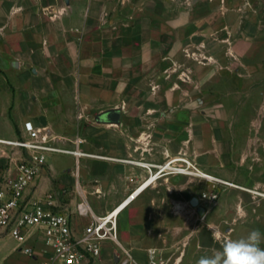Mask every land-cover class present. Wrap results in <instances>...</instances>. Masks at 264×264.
<instances>
[{
	"label": "rangeland",
	"instance_id": "rangeland-1",
	"mask_svg": "<svg viewBox=\"0 0 264 264\" xmlns=\"http://www.w3.org/2000/svg\"><path fill=\"white\" fill-rule=\"evenodd\" d=\"M95 11L101 20L91 18L97 29L85 45L54 48L34 62H0L6 116L13 120L20 107L50 128L57 147L81 144L84 153L112 158L51 156L44 177L57 181L54 164L67 180L47 192L70 210L84 197L102 215L152 174L124 161L179 159L235 186L156 174L121 215L120 244L107 242L94 264H151L152 250L157 264H197L225 241L262 229L254 210L264 196L248 189L264 194V0H100ZM116 110L119 122L109 117ZM0 145L8 169L24 150ZM211 192L219 194L214 204L203 199Z\"/></svg>",
	"mask_w": 264,
	"mask_h": 264
},
{
	"label": "built area",
	"instance_id": "built-area-1",
	"mask_svg": "<svg viewBox=\"0 0 264 264\" xmlns=\"http://www.w3.org/2000/svg\"><path fill=\"white\" fill-rule=\"evenodd\" d=\"M25 129L27 137L0 139L1 144L24 150L0 179V230L16 239L24 254L43 258V264H94L101 259L107 242L120 244L119 220L122 211L117 208L106 214H97L84 197L77 208L70 210L56 193L49 191L42 194L37 190V181L49 166L52 155L65 153L78 159L94 155L80 149L71 151L57 147L56 138L48 128H37L28 122ZM79 152L82 153L79 155ZM153 166L158 176L165 173L189 175L234 186L209 174H201L195 165L185 159ZM203 199L214 204L219 194L205 193ZM77 219L88 220L80 231L76 229ZM33 238L44 248L30 246L28 243ZM150 260L151 264H157L156 251H150Z\"/></svg>",
	"mask_w": 264,
	"mask_h": 264
},
{
	"label": "crops",
	"instance_id": "crops-1",
	"mask_svg": "<svg viewBox=\"0 0 264 264\" xmlns=\"http://www.w3.org/2000/svg\"><path fill=\"white\" fill-rule=\"evenodd\" d=\"M99 5L100 0H0V55L9 56V59L3 58L0 62H34L38 60V56L53 55L54 48L85 45L87 32L97 29L90 24V21L96 16L95 9ZM96 17L101 20L99 15ZM100 25L98 23V26ZM239 46L237 48H240ZM233 50L235 51L236 48L233 47ZM250 73H256V68L250 70ZM13 118L11 120L8 115L6 116V108L4 104H0L1 140L27 137L25 125L28 122L40 128L36 118L31 114H23L20 107L16 108ZM5 125L11 128V132L4 129ZM49 131L51 132L50 128ZM245 141L247 140H243ZM80 146L81 144L78 146L79 149ZM5 147L0 145V178L7 172L9 164ZM52 165L55 171L54 177L57 181L59 178L63 180L57 182L51 179L50 181L42 174L37 181L39 193H46L48 188L62 187L67 180L65 175L60 177V173L54 164ZM243 165L246 166V163ZM255 203L254 212L257 213V217H264V198ZM237 206L239 208L238 217H243L246 221L248 204L245 200H240ZM75 223L76 229L80 231L88 220L77 219ZM263 228L259 230L262 234H264ZM28 244L39 249L44 248V245L36 241V238L31 239ZM260 246L264 248V242ZM109 249L110 246L105 245L103 253ZM7 258H16L13 264H43L44 261L41 257L35 258L24 254L20 243L8 233L0 230V264Z\"/></svg>",
	"mask_w": 264,
	"mask_h": 264
},
{
	"label": "clouds",
	"instance_id": "clouds-1",
	"mask_svg": "<svg viewBox=\"0 0 264 264\" xmlns=\"http://www.w3.org/2000/svg\"><path fill=\"white\" fill-rule=\"evenodd\" d=\"M262 242L264 234L254 229L247 237L225 241L222 250L201 257L197 264H264Z\"/></svg>",
	"mask_w": 264,
	"mask_h": 264
},
{
	"label": "bare ground",
	"instance_id": "bare-ground-1",
	"mask_svg": "<svg viewBox=\"0 0 264 264\" xmlns=\"http://www.w3.org/2000/svg\"><path fill=\"white\" fill-rule=\"evenodd\" d=\"M82 152H79V155ZM97 158H102V159H112V158H108V157H102V156H94ZM124 161V160H122ZM126 163H131V164H135L139 167L148 169L150 172H152L151 176H149L141 185H139L124 201H122V203H120V205H118L115 209L119 208V211H122V213L129 207L131 206L135 201H137V199L142 196L150 187L153 186V184L159 179V177H156V173L153 172V165L150 164H141V163H137V162H131V161H124ZM200 170V169H199ZM201 174H204L203 171L200 170ZM235 186V185H234ZM237 187V186H236ZM250 192H254L260 196H264V194H259L260 192L258 191H253V190H249Z\"/></svg>",
	"mask_w": 264,
	"mask_h": 264
},
{
	"label": "water",
	"instance_id": "water-1",
	"mask_svg": "<svg viewBox=\"0 0 264 264\" xmlns=\"http://www.w3.org/2000/svg\"><path fill=\"white\" fill-rule=\"evenodd\" d=\"M109 117H110V119H112L113 121H115V122H119V121L121 120V112L118 111V110L113 111V112H111V114L109 115ZM192 204H193L194 206L199 205V200H198L197 198H194Z\"/></svg>",
	"mask_w": 264,
	"mask_h": 264
}]
</instances>
